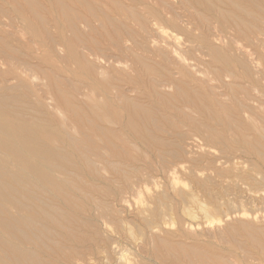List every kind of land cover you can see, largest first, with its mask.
<instances>
[{
  "label": "bare ground",
  "instance_id": "6f19581e",
  "mask_svg": "<svg viewBox=\"0 0 264 264\" xmlns=\"http://www.w3.org/2000/svg\"><path fill=\"white\" fill-rule=\"evenodd\" d=\"M10 1L27 31L0 7V264H136L121 251L125 235L120 245L115 237L126 228L120 206L139 218L131 239L143 242L130 239L133 247L146 253L152 245L167 264H264V0H103L120 15L102 12L114 36L105 47L86 38L90 18L74 7L95 17L90 0H48L51 11L37 0ZM58 58L86 83L64 89V69L46 66ZM130 59L147 77L145 89L115 79ZM210 62L221 66L214 84L201 76L200 65ZM86 87L88 103L80 101ZM70 119L87 130L75 136ZM203 157L236 159L217 175L233 171L256 189L244 195L245 207H261L220 202L225 188L215 192V182L196 172ZM185 161V175L211 207L194 202L171 171L187 169ZM155 167L171 168L181 208L191 197L202 210L203 240L195 220L174 229L169 212L179 201L165 187H148ZM187 210L182 218L195 215Z\"/></svg>",
  "mask_w": 264,
  "mask_h": 264
},
{
  "label": "rangeland",
  "instance_id": "374dc122",
  "mask_svg": "<svg viewBox=\"0 0 264 264\" xmlns=\"http://www.w3.org/2000/svg\"><path fill=\"white\" fill-rule=\"evenodd\" d=\"M38 2H40L41 4H42V6L44 7V8H47V10H49V11H51V7H50V4H49V1L48 0H37ZM67 3H69V4H71V2L69 1V0H65ZM92 3H94L95 5H94V11L96 12L95 14L97 15V16H92L91 14H89V13H87L81 6H78V5H76V6H74L75 7V9L76 10H78L82 15H87L89 18H90V24H89V27L90 28H88L89 29V31L87 32V35H86V38L88 39V40H91L92 38V41L94 40V41H97V43L99 44V47H105L108 43H109V41H111L110 39L111 38H113L114 36H113V26L112 25H110L108 22H106V21H102L101 20V15H102V12L103 11H105L106 13H108L112 18L113 17H117V18H119L120 17V15H118L117 14V12L114 10V8H112L111 6H109V7H106V6H104L103 7V5L101 4V2L103 1V0H90ZM124 1V0H123ZM124 2H128L127 0L126 1H124ZM100 5V6H98V5ZM0 7H2L3 9H4V11H6L7 13H8V15H10L11 17H13V18H15L16 20H18V24H20V25H22V27H24V31L26 32L27 31V29H26V26H24V22L23 21H25V20H22L21 19V15H18L17 13H16V10H15V6H14V4L12 3V1H10V0H0ZM106 7V8H105ZM99 8V9H98ZM7 9V10H6ZM109 10V11H108ZM100 11V12H99ZM51 14H48L47 13V11L45 12V16H47L48 18H50L51 19V16H50ZM121 17H123V16H121ZM129 23V22H128ZM102 24V25H101ZM109 24V25H108ZM130 25H132L131 23H129ZM112 27V29L110 28V27ZM134 27V26H133ZM104 29V30H103ZM105 31V32H104ZM26 35L27 36H29V34L28 33H26ZM91 37V38H90ZM110 37V38H109ZM9 38V37H8ZM11 39V38H10ZM11 41H13L12 39H11ZM93 41V42H94ZM13 42H15V41H13ZM24 44H19V46L22 48V50H23V52H25L26 53V47L25 46H23ZM103 45V46H102ZM127 60V59H126ZM127 62H129V63H127V64H129L130 66H127V65H124L125 66V73H126V75H124V76H122V75H117V74H114V77H115V79H121V84H123L126 88H132V89H145V85H144V81L145 80H147V77L142 73V71H140V69L136 66V65H134V63H133V61H131V59L130 60H128ZM55 64L56 65H46L47 66V68H49V69H52L53 71H55V69H56V67H61V69L63 70V72H60V75H61V78H62V80H63V87H64V89H68V90H70L71 91V89H72V87H71V85H70V82H74V83H76L79 87H81L82 85H84V84H82V83H86V81H82V78L80 77V74L78 73V72H76V70H75V66L73 65V64H71L67 59H57L56 60V62H55ZM122 66V65H121ZM213 67V68H212ZM215 69H216V71L219 69V70H221V66H219V64L218 63H215V62H210V64L206 67V66H203V65H200V70H201V76H203V77H205L206 79H207V81L208 82H210V83H216V81L215 80H212L211 79V77H214L215 76ZM70 71V72H69ZM74 72V73H73ZM38 76H41V74L40 73H38ZM7 77H9V79H8V83L9 84H14L15 83V80H13V79H11V77L10 76H6L5 78H7ZM125 77V78H124ZM130 77V78H129ZM63 78H65V79H63ZM67 79V80H66ZM209 79H211V80H209ZM9 80H10V82H9ZM40 82H44L45 83V80L44 79H42V80H39ZM213 81V82H212ZM44 83H42L41 84V88L43 89V87H44ZM81 83V84H80ZM82 91H83V95H80V101H82V102H86V103H88L89 102V100H90V98H92L93 97V92H91V90H90V88L89 87H86V88H82ZM61 110L62 111H60V112H57L56 111V117H57V119H59V120H61V121H63V120H65V117H66V111L63 109V108H61ZM62 112V113H61ZM59 113V114H58ZM63 114V115H62ZM63 116V118L62 117H60V116ZM71 121L66 125L67 126V128L71 131V133L72 134H74L75 136H79L80 135V131H84L85 129L87 130V128H85V126L84 125H82L79 121H77V120H75V119H70ZM73 125V126H72ZM243 155H240L239 156V158H236L238 161L239 160H241L242 159V161L241 162H243V161H248V158H246L245 156H243ZM206 159V157H203V158H201V161H199L200 163H198V165H195V166H198V167H196V172L198 171V170H200V175L202 176V173H203V176L202 177H204V178H208V179H210L212 182L214 181L215 182V184L213 183V184H211V187L213 186V188H214V191L215 192H218L219 191V189L220 188H225V191H226V194H225V191H224V193L223 194H221L220 196H219V201L220 202H226V201H228L229 200V202H233V206L234 207H238V205H239V202H242L241 204H242V206H240L239 205V207H241V208H243L244 207V209L246 208H251V207H253L254 205H255V202L254 203H251L252 204V206H251V204H248L250 201H247L246 200V198L248 197V195L246 194L247 192H250L251 193V191L252 192H254V190H256L254 187H252V186H250V184H248V183H245L243 180H240V181H238V178L239 177H236L235 176V174L233 173V171H231L230 172V170H228V172L226 173V174H224V178H223V176H220L219 177V175H217L218 174V170H217V167L218 168H220L221 166L222 167H224V166H226V165H233V164H231V163H233L232 161H234L235 162V160L233 159V160H231V161H226V163H225V161L223 160V159H218V162H216L217 160H213V159H207V161H208V163H207V161L205 160ZM246 159V160H245ZM210 160H212L211 162H210ZM236 160V161H237ZM204 161V162H203ZM219 161H221V163L219 162ZM224 161V162H223ZM185 162H187L186 164H184ZM185 162H183V164L184 165H186L188 168L187 169H184L183 171H184V173H183V171L182 170H180V168H177V167H171V168H174V169H172L171 171L172 172H175V175L179 178V183H180V185H182L183 186V188L184 189H186V191L188 192V191H190V192H192L190 195H193L194 193L196 194V196L198 197H196L197 198V200L195 201V194H194V199H193V201L194 202H199L198 204H200V203H202L201 205H208L207 207H211V202H210V200L208 199V198H205V199H203V197H205V195H204V192H202V190L200 189V187L197 185V184H195V183H193L194 181L192 180V178H190L189 177V175H187L188 174V172H189V170L191 169V167H190V165H191V163L190 162H188V161H185ZM182 164V165H183ZM200 164V165H199ZM204 164H206V166L204 165ZM217 164V165H216ZM218 164H220V165H218ZM224 164V165H223ZM244 164L246 165V162H244ZM155 165H157V164H155ZM204 165V166H203ZM157 167V166H156ZM156 167L154 168V169H152V170H150V179L152 178V182H150V179H149V184H148V187H151V186H153L154 185V183L157 185V186H159V187H165L164 189H166V192H168V190H169V192H168V194H169V196H170V198H172V200H174V199H176V200H178L179 202V204L174 200L173 201V205H174V207H173V209H172V211H170L169 213H171L172 212V214H174L175 213V215L176 216H178V214H179V216L178 217H176L175 215H168V217H171L172 218V216H175V217H173L172 219L174 220H178V222L177 221H175V224H174V229H177L179 226L180 227H184V225H187L188 224V222H192V221H196V222H193V223H198L197 225H195V228H196V230H198V232L196 231V234L198 235V236H202V239H201V237H200V239L201 240H203L204 238H205V232H204V230L202 229L203 227V222H204V216H203V214H200V212L202 211V210H200V208H198L199 206H198V204H194V202L193 201H189L190 200V198H188L187 199V201H183L184 202V204L185 203H187L186 205H184V209H185V207L186 208H188V210H190V212L191 213H193V215L196 217V219H195V217L194 216H192L191 214H190V216L189 217H193V219H190L188 216L186 217H184L183 216V218H182V214H181V211H183L184 209H183V207L181 208V205L183 204L182 202H180L181 200H179V198L178 197H176L177 196V194L173 191V189L171 188L172 186H171V183H170V176H171V174H172V172L170 171V169L169 170H167L166 172H163L164 170H162L161 168H157L156 169ZM206 167H208V168H206ZM230 167V166H229ZM177 168V169H176ZM211 169H213V171H211ZM173 170H175V171H173ZM180 170V171H179ZM186 171H188V172H186ZM201 171H202V173H201ZM205 173H204V172ZM210 171V172H209ZM216 171V172H215ZM163 172V173H162ZM185 172L187 173L186 175H185ZM235 172V171H234ZM177 173V174H176ZM198 174H199V171L197 172ZM228 174V175H227ZM154 178H153V177ZM213 176H214V178H213ZM228 176V177H227ZM232 176V177H231ZM216 177H217V179H216ZM237 178V180H236V178ZM212 178H213V180H212ZM221 178V179H220ZM231 178H233V180L231 179ZM161 179H162V181H161ZM216 179V180H215ZM224 179V180H223ZM240 179V178H239ZM155 180H156V182H155ZM192 182H191V181ZM231 181V182H230ZM236 181V182H235ZM229 182V183H228ZM235 182V183H234ZM238 182V183H237ZM242 183V184H241ZM184 184V185H183ZM193 185H195V186H193ZM228 185V186H227ZM245 185H247V186H249L250 188L248 189L247 188V186H245ZM185 186V187H184ZM187 186V187H186ZM230 186V188H228ZM189 187V188H188ZM193 187V188H192ZM199 187V188H198ZM163 188H160V189H162V190H164ZM237 188V189H236ZM253 190H252V189ZM172 189V190H171ZM246 189H247V191H246ZM198 190V191H197ZM201 190V191H200ZM251 190V191H250ZM172 191V192H171ZM213 191V192H214ZM264 191V190H263ZM259 192H261V190H259ZM170 193L172 194H175L173 197H171V195H170ZM244 193V194H243ZM204 195L203 197L201 196V195ZM246 194V196H244ZM249 194V193H248ZM223 195H225V196H223ZM128 197H129V194L127 195ZM133 196H135V195H130V197L128 198V199H135ZM137 196V195H136ZM233 196H235V197H233ZM244 197H245V199H244ZM127 198H126V200H127ZM137 198V197H136ZM227 198V199H226ZM192 199V198H191ZM224 199H226L225 201H224ZM240 199V200H239ZM200 200V201H199ZM231 200V201H230ZM234 200H237V201H234ZM241 200H245L246 202H248V203H246V207H245V202L243 203V201H241ZM203 201H204V203H203ZM205 201H206V203H205ZM207 201H209V203L207 202ZM175 203V204H174ZM182 203V204H181ZM208 203V204H207ZM211 203V204H210ZM235 203H238V205L236 204L235 205ZM117 205H114L115 207H116V209L120 206V204H118V203H116ZM177 204H178V206H177ZM210 204V205H209ZM259 204V203H258ZM258 204L256 203V205L253 207V208H255L256 207V209L257 208H260L261 206V204H259V206H258ZM180 205V206H179ZM188 205V206H187ZM244 205V206H243ZM249 205V206H248ZM183 206V205H182ZM258 206V207H257ZM128 206H126V209H125V207L123 208L122 206H120V208H118V210L120 211H118L117 210V213L119 214V216L121 217V219L122 218H124V217H126L125 219L126 220H128V219H130V220H128V221H132L131 223L129 222V223H127L128 221H126L125 219H122V220H125V221H123L122 222V220H120L122 223V228H123V225H124V227H126V228H123V230L117 235V236H115L116 237V239H118V243H119V245L120 244H123V241H125L126 240V238H127V242L125 241L124 242V244L123 245H120L121 246V251L123 250V253L124 252H126V253H124L125 255H127L128 253L130 254V255H127V257L128 258H130V259H132V258H134V259H132L133 260V263L135 262L136 263V261L139 263V264H151V263H153V264H167V262L166 261H163V260H161V259H158V258H155L154 256H153V252H160L161 254H164L162 251H160V250H156V248L155 249H153L154 251H151V248L153 247L150 243H148V244H150L151 246L149 247V245H148V248L146 247L145 248V250H146V253H141V249H140V246H137L136 248L137 249H135L134 247H135V245L132 243V241H134V243L136 244V245H139V243H140V241L141 242H143L142 240H139V238H141L139 235H138V237L137 238H135L137 235V233L135 234V232L136 231H134L135 230V228H134V226L135 227H137V225H139L138 223H140V222H138L137 221V224H136V221L135 220H139V218L137 217V219H135L136 217L135 216H133V215H135V213L133 212L132 213V210H130V209H133L134 210V208L133 207H128ZM179 209H182L181 211H178V208ZM176 208H177V210H176ZM127 211H125V210ZM129 209V210H128ZM187 210V209H186ZM186 210L185 211H183L182 213L184 214V212H185V214L184 215H187L186 214ZM188 210H187V213H189L188 212ZM249 210V209H248ZM251 210V209H250ZM121 211H123L124 212V215H123V213H121ZM176 211V212H175ZM177 211H178V214H176L177 213ZM122 214V216H121V214ZM203 213V212H202ZM126 215V216H125ZM130 215H131V218H130ZM124 216V217H123ZM133 216V217H132ZM202 216V217H201ZM182 219H181V218ZM191 217V218H192ZM200 217H201V219H203V220H201L200 219ZM179 218V219H178ZM132 219V220H131ZM133 219H135V220H133ZM180 219H181V221H180ZM184 219V220H183ZM186 219V220H185ZM188 219H189V221H188ZM200 220V221H199ZM135 221V223H133ZM188 221V222H187ZM201 221H203V222H201ZM125 222V223H124ZM185 222H187L186 224H185ZM134 224V226H132L133 224ZM178 223V224H177ZM202 225H201V224ZM120 224V225H121ZM136 224V225H135ZM180 224V225H179ZM200 224V225H199ZM126 225V226H125ZM130 225V226H129ZM175 225H177L178 227H176ZM131 226H132V228H134V233H133V231L131 230L132 228H131ZM128 227H129V229H128ZM176 227V228H175ZM202 227V228H201ZM131 228V229H130ZM199 228V229H198ZM200 228L203 230V232H201V230H200ZM124 229H126V231L124 230ZM129 230H131L132 232L131 233H129ZM123 231H125L124 233H123ZM132 234L131 236H128V234ZM122 233V234H121ZM127 234V235H126ZM133 234H135L136 236H134V239L136 240H133V239H131L132 238V236H133ZM124 235H125V237L126 238H123L124 240L122 241L121 239H122V237H124ZM119 236H120V238H119ZM128 236V237H127ZM129 238V239H128ZM121 241H120V240ZM130 239L132 240V241H130ZM142 239V238H141ZM191 241V238L189 239H187V242H190ZM138 241V242H137ZM131 242V243H130ZM131 245H130V244ZM125 244H128V245H125ZM141 244V243H140ZM142 245V244H141ZM123 246V247H122ZM125 246V247H124ZM134 246V247H133ZM129 247H131L130 249H131V251L132 252H129L130 251V249H129ZM122 248H124V249H122ZM126 248V249H125ZM127 248H128V250H127ZM133 249V250H132ZM148 249H149V251H148ZM136 251V253H139V254H137L136 255V253H135V251ZM139 251V252H138ZM151 251V252H150ZM148 252V253H147ZM150 252V253H149ZM140 254H144V255H146V256H139ZM130 256H133V257H130ZM135 256V257H134ZM138 256V258H136ZM150 256H152L151 258H150ZM140 257L142 258V260L140 261ZM147 257H149V258H147ZM143 258L145 259V261H143ZM155 258V260H157L158 262H156L155 260H153ZM139 259V260H138ZM147 260V261H146ZM140 261V262H139ZM131 263H132V261H130ZM145 262V263H144ZM101 263V262H100ZM106 262H105V260L104 261H102V263L101 264H105ZM138 263H136V264H138Z\"/></svg>",
  "mask_w": 264,
  "mask_h": 264
}]
</instances>
